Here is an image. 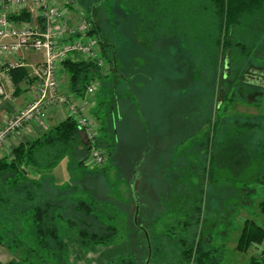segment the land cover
I'll list each match as a JSON object with an SVG mask.
<instances>
[{
	"label": "rangeland",
	"instance_id": "1",
	"mask_svg": "<svg viewBox=\"0 0 264 264\" xmlns=\"http://www.w3.org/2000/svg\"><path fill=\"white\" fill-rule=\"evenodd\" d=\"M77 1L79 8L88 18L90 17L89 9L101 1L99 7L94 10V14L97 20L100 18L99 23L105 37L117 43L122 42L124 38L131 40H128L126 53L129 52L132 64L138 62L139 67H142L137 77L144 80L148 76L150 90L156 92L151 96V102L157 101L163 114V124L166 125V130L163 129V132L160 130L157 134L153 132L155 147H163L159 149L162 155L165 154V148H168L169 176L178 177V180L182 177L185 179L181 188L176 187L177 194H168L165 205H160V201L161 197H164V189L169 192L172 188L171 177L168 176V181L162 183L161 175L154 170L149 172V175L154 177L151 182L148 177L143 184L139 179H135L136 193L141 192L143 195L142 197L139 195V200L147 204L144 208L142 207V213L146 212L145 225L150 230L153 246L157 247L167 240V235L173 237L186 235V227L189 225L185 223L184 205L185 198L189 195L188 185L191 183L196 186V194L199 195L202 175L204 176L206 171L209 174L215 172L213 165L216 158H220L224 164H231L234 160L232 161L233 158L229 157V153L233 148V153L237 157L233 163L239 169L238 165L241 166V163L243 167L248 164L257 165L263 157L260 154L263 150L261 148L258 150V147L264 144V87L248 79L247 75H255L251 73L252 68L257 72H264V14L254 18L258 22L257 26L241 32L243 36L233 42L232 46L223 49L218 56L209 54L208 64L202 67L198 61L202 54L198 53V48L196 52V43L189 39L194 30L183 20H179L178 14L172 15L167 11L159 26H151L147 32L133 31L138 28L140 22L136 20L139 7L132 0ZM125 3H130L132 9L130 10ZM181 3L184 4V1ZM143 36L144 39H142ZM135 67L138 70V65ZM112 79L110 76L106 83ZM159 85L162 86L161 94L157 92L160 89ZM164 92L167 97H164ZM99 97L100 94L96 96L97 99ZM157 103L154 108L149 105V116L151 115L154 123L159 119L156 114ZM183 109L184 114H187V111H194V113L188 115V118L185 117L184 125L180 127L179 124L184 119L179 113ZM176 110L179 112L178 117ZM196 112L199 113V122H205L198 126L197 132ZM90 123L95 135L98 136V127L93 120H90ZM184 126L185 132L181 130ZM161 138L162 141H159ZM172 142L176 143L172 145ZM160 154L159 151V156ZM116 173L117 175L110 178L107 175L90 176L94 184L93 182L80 184V188L95 195L96 199L101 201L99 211L101 214L104 213L100 215L102 221L116 228V234L105 243H92L93 248L80 246L77 230L70 226L75 225L71 224L74 215L73 205L80 199L75 198L74 193L70 195L67 193L65 198H57V202L63 209L55 208L53 213H63L65 218L57 219L56 225L60 226L59 235L67 247V264H98L95 260L98 252L102 251L103 247L112 246L121 249L120 254L113 259L116 262L114 264H122L126 261H128L126 264H144L143 235L133 225L135 209L133 195L128 188V192H124L127 197L125 199L120 197L119 193L123 191L120 187L123 186L124 189L127 187L125 183L122 185L118 183L120 173ZM57 176L59 177V172ZM205 180L206 176L202 188V209L204 210L205 207L206 212L202 211V218L198 225V232L201 233L197 235V238L203 237L205 247L214 249L216 259H220L225 243L228 245V251L229 247L232 249L237 246L235 243L242 227L245 226L242 225L243 218L248 220L251 218L255 226H258L259 218L263 221L264 228V214L258 209V204L263 200L264 195L258 189L257 182L254 186L250 185L249 181H253L251 179H248L246 183L241 181L234 183L237 187L244 186L248 189L246 190V195L249 193L248 198L242 194V198L236 197L238 190L234 191L231 187L217 192L214 184ZM76 181L72 179L69 184L74 187L79 186ZM206 185H208L207 188ZM211 185H213V192ZM58 187L60 189L62 186ZM249 189L254 191L249 192ZM218 194L223 195L224 198H218ZM243 201H250V205L245 211L237 212V204ZM230 202H235V205L225 208L224 204ZM10 229L12 225L0 212V236L5 243V245L0 244V264L23 258L35 261V264H42L37 255L31 251L32 249L39 250L38 254L47 259V254L38 245L30 213L21 218V225L17 232L15 230L13 238L7 240L4 234ZM227 236L231 239L224 242ZM263 241L264 235L258 241L252 240L245 250L236 247L241 254L223 255V261L219 260L218 263L242 264L244 261V264L264 263V258L260 254V249L264 246ZM47 260L53 263L51 258ZM154 262L158 264L157 257Z\"/></svg>",
	"mask_w": 264,
	"mask_h": 264
},
{
	"label": "trees",
	"instance_id": "2",
	"mask_svg": "<svg viewBox=\"0 0 264 264\" xmlns=\"http://www.w3.org/2000/svg\"><path fill=\"white\" fill-rule=\"evenodd\" d=\"M181 1H184V4ZM132 2L139 7L136 20L140 22L138 28L133 31L147 32L151 26H159L163 21L164 14L168 12L172 15L178 14L179 20H183L187 26L190 25L194 31L189 39L196 43V52L198 48V53L202 54L198 60L202 67L208 64L209 54L218 56L223 49L232 46L233 42L243 36L241 32L257 26L258 22L254 18L264 14V0H132ZM99 3L101 1L89 9V20L92 23L91 33L96 34L101 53L107 60L105 68H108V71L104 72L93 61L88 60L68 59L63 62V65L69 73L70 87L74 92L82 93L90 81H99L100 79L98 89L101 91L99 93L97 90L98 93L96 92L92 97L94 99L100 94L99 99L96 98L98 106L93 113L98 121V136L95 135V140L96 144L107 153V161L101 167H86L85 159L89 149L72 116L61 121L48 135L31 143H19L8 156L0 158V212L12 225V229L5 232L4 238L12 239L15 230L17 232L21 225V218L30 213L38 245L47 254V259L51 258L53 263L43 258L40 253L38 254L39 250L32 249L31 251L37 255L42 264H67V247L59 235L60 226L56 225L57 219L64 218L63 213H53L55 208L63 209L57 202V198H65L67 193L69 195L74 193L75 196V192L79 194L81 191H85L80 188V184L85 182L92 184L91 177L107 175L105 171L110 165L109 161L113 156L119 154L121 165L118 169L122 171L120 179L127 184L135 203L133 225L143 235L144 264L148 257V244L142 228L148 232L151 245L149 264H154L156 257L158 264H219L220 259H216L215 250L205 247L206 243L203 237L197 238V235L201 233L198 232V225L202 218V188L205 175H202L199 195L196 194V186L191 183L188 185L189 195L185 198L186 204L184 205L185 223L189 225L186 227V235L175 237L167 235V240L157 247L152 244L150 230L145 225L146 212L142 213V209L147 204L140 202L139 195L141 197L143 195L141 192L140 194L136 193L134 183L135 179H139L143 184L147 177L150 178L149 172L145 174V171L146 169L149 171L150 167L154 166L147 168V161H152V165L156 164V169L160 167L157 164L158 161H155L157 160L156 154L154 155V151L150 149V138L153 137V132L157 134L160 128L159 119L155 124L151 115L149 116V105L154 108L157 103V101L151 102V96L156 92L150 90L149 82H147L148 76L144 80L137 77V73L142 67H139L138 62L134 64L130 62L129 52L126 53L129 39L124 38L122 42L118 41L117 43V41L114 42L105 37L99 23L100 18L98 17L97 20L94 14ZM125 4L130 10L132 9L130 3ZM12 18L28 19L29 14L22 12L13 15ZM225 60L227 62V59ZM136 65H138V70H136ZM251 73L255 75H247V78L264 87L262 81L254 78L257 74L264 77V72L259 74L252 68ZM110 76L113 79L106 83ZM159 88L160 92H157L161 94L162 86L159 85ZM165 95L164 97H167ZM156 109L157 112H161L158 103ZM183 110L182 114L176 110L177 117L179 113L184 119L179 124L180 127L184 125L185 117L188 118V115L194 113V111H187V114H184L185 110ZM133 116L137 120L135 124L145 129V135L139 131L138 138L135 136V139L127 132L129 125L125 121L133 119ZM198 116L199 113L196 112V132L198 126L205 123L199 122ZM181 130L185 132V126ZM123 139H126L132 147ZM153 139L155 140V138ZM175 143L172 142V145ZM66 154H69L75 165L82 168L84 172L82 178L76 181L79 186L74 187V185L67 184L58 189L59 187L51 181L52 177L49 174ZM122 157L124 160H121ZM156 169L153 170L158 172ZM88 195L87 200L79 198L80 200L73 205L74 215L71 224L75 225L70 226L77 230L80 246L93 248L92 243H105L110 240L116 234V228L102 221L100 215L104 213L101 214L99 211L101 201H98L93 194L88 193ZM164 204L165 199L162 198L160 205ZM136 206H138V212L135 221ZM260 206L261 212L264 214V200L261 201ZM69 215L71 216L70 213ZM75 219L78 220V225L75 223ZM243 225L245 226L242 227L236 246L240 250H245L252 240L258 241L264 235V228L258 224L255 226L252 220L245 221ZM1 238L2 236H0V244L5 245ZM114 262L115 260L111 259L107 264H114ZM126 262L122 264H126ZM6 264H35V261L26 258L13 259ZM252 264L264 263L255 262Z\"/></svg>",
	"mask_w": 264,
	"mask_h": 264
},
{
	"label": "built area",
	"instance_id": "3",
	"mask_svg": "<svg viewBox=\"0 0 264 264\" xmlns=\"http://www.w3.org/2000/svg\"><path fill=\"white\" fill-rule=\"evenodd\" d=\"M22 12L28 13L29 18H12ZM91 31L92 23L77 0H0V57H5L0 59V102L6 97L5 74L23 65L24 54L35 51L43 57L33 67L37 80L35 95L27 107L0 127V147L24 122L44 121L50 108L65 107L88 146L86 167L106 163L107 153L96 144L90 117L83 113V105L61 92L57 78V70L68 59L93 61L104 72L108 71L98 38ZM97 90L98 81H90L85 87L86 97H93ZM260 250L264 258V246Z\"/></svg>",
	"mask_w": 264,
	"mask_h": 264
},
{
	"label": "crops",
	"instance_id": "4",
	"mask_svg": "<svg viewBox=\"0 0 264 264\" xmlns=\"http://www.w3.org/2000/svg\"><path fill=\"white\" fill-rule=\"evenodd\" d=\"M0 59H5L4 55L2 57H0ZM43 57L42 54L40 52H35V51H31V52H27L24 54L22 62L23 65L20 67H17L16 69L11 70L10 72L5 74L4 77V84H5V89H6V97H4L1 102H0V127H2L5 122L11 118L13 115H15L16 113H18L20 110L24 109L25 107H27V105L32 101L34 95H35V91H36V77L33 74V67L36 66L38 63H40L42 61ZM57 78H58V84H59V88L61 90V92H64L70 100H73L76 104L78 105H83V113L85 115H87L88 117H90V120L94 121V124L98 127V121L96 120L95 116H94V110L97 108L98 103H97V99L96 98H87L85 95V90L82 93H78V92H74L71 87H70V83H69V73L66 71V69L64 68V65L62 64L59 69L57 70ZM100 81V79H99ZM98 81V82H99ZM99 93H100V89ZM98 93V92H97ZM89 101H88V100ZM84 103V104H83ZM157 113V117L159 118V124H160V132H163V129L166 130V125H164V119H163V114L161 112H156ZM69 116H71L69 114V112L67 111V109L65 107L63 108H50L48 110L47 113V117L45 118L44 121H26L23 123V125L15 130L14 132L10 133L5 141L3 142L2 146L0 147V158L6 157L8 156L12 149L14 147H16L19 143H31L36 139L42 138L46 135H48L49 133H51L54 128L63 120H65L66 118H68ZM133 119H127L126 124L129 125L127 126V132L131 134L132 138L135 139V136H137L138 132L141 131V133L143 135H145V129L142 126H137V120L136 117L133 116ZM121 119V118H120ZM136 120V121H135ZM132 122V124H131ZM132 125V126H131ZM139 127V128H138ZM125 136L126 134L123 133ZM150 134V133H149ZM138 138V136H137ZM125 141V143L127 142L126 139H123ZM162 141V138L159 140ZM134 142V141H133ZM128 145H130L129 142H127ZM156 144V141L151 137L150 138V149L154 151V155L156 154V162L158 161V165L160 166L158 168V174L161 175V179L160 182L164 183L168 181V176H169V155H168V151H167V147L165 148V154L162 155V151L159 149H163L162 146H156L153 147ZM132 147V145H130ZM255 146V144H254ZM262 149L263 151L260 153L261 155H263L264 157V144H262V146L258 147L259 149ZM148 151V150H147ZM159 151H160V156H159ZM129 152V149H128ZM234 149L231 148V152L229 153V157L233 158L232 161L235 162L237 159L236 155L233 153ZM162 155V156H161ZM262 157V159L259 161V163L257 165L253 164L250 165L248 164L247 166L243 167L242 163L241 166L238 165L240 168L237 169L235 165V163H231V164H224L222 162V160L220 158H216V161L214 162V167H215V172L211 174H209L208 171L205 172V176H206V182H211L214 184L215 186V190L217 192H219L220 189H226L227 187H231L234 191L237 189L238 190V195L236 197H240L242 198L243 196L245 198H248V194L246 195V190H248L246 187H237L235 186V182L236 181H241L242 183H246L248 181V179H251L253 181H249L251 182L250 185L254 186L255 183L257 182L258 184V189L260 190V192H262V194L264 195V158ZM124 157H122L121 160ZM126 159V158H125ZM143 161V158H141ZM152 160V158H151ZM242 161V159H241ZM152 161L149 160V162L147 161V168L149 166H154V167H150L151 169L149 171H145V174L147 172H153V168H156V164L152 165L151 164ZM110 164L108 166V169L105 171V173H107V177L110 178L111 176H115L117 175L116 172L120 173V176L122 177V171L118 169L119 165H121L120 162V155L118 154L117 156H113L112 160L109 161ZM175 165V164H173ZM59 172V177L57 176ZM83 169L76 166L75 163L72 161V159L70 158L69 154H66L55 166L54 168L51 170V173L49 174L52 177V182L54 184H56L57 186H65L67 184H69V182H71L72 179H76L77 181L79 179L82 178V174H83ZM32 174H34V172H32ZM31 175V174H29ZM119 176V177H120ZM149 182L154 180L153 175H149ZM171 177V189L168 192L163 193L164 199H167L169 197V195H171V193L177 194L176 192V187L178 186V188H181L182 185L184 184L185 179L179 178L178 177H174V176H169ZM236 179V180H235ZM109 182V180H108ZM125 181L121 180L120 178H118V183L120 185H122ZM125 186L127 188L124 189V187H120L121 191L119 193L121 198L127 197L126 193L128 192V186L125 183ZM208 185H206L207 188ZM165 188V186H164ZM126 191V193H124ZM161 191V192H162ZM211 191L213 192V185H211ZM250 191H254L249 189ZM88 191H81L79 194H75L76 198H82L87 200L89 195H88ZM236 193V192H235ZM169 194V195H168ZM222 194V193H220ZM243 196H242V195ZM242 196V197H241ZM218 198H224L223 195H217ZM232 197V196H231ZM262 200V199H261ZM264 200V198H263ZM262 200V201H263ZM250 201H246V202H241L240 204H237L236 208H237V212L243 210L245 211L247 209V206L250 205L249 203ZM166 200H165V204H166ZM261 203V202H259ZM164 204V205H165ZM235 205V202L233 203H228V204H224L225 208H231V205ZM258 209L259 212L261 213V206L260 204H258ZM203 212L205 211V207L204 210L202 209ZM251 221L252 219L249 218ZM248 221L247 218H243V224L244 222ZM259 223H257L258 225L262 226L263 221L261 219L258 218ZM222 222V221H221ZM223 224H225L224 222H222ZM242 224V225H243ZM264 226V225H263ZM233 228V227H232ZM228 233V231L226 232ZM241 232L239 233L240 236ZM238 236V237H239ZM227 239H231V237H228L226 239H224V242L228 241ZM233 239V237H232ZM239 239V238H238ZM237 239V242H238ZM223 242V243H224ZM237 242L235 244H237ZM224 249L222 250V253H220V260L221 262L223 261L224 257H222L223 255L228 256L229 254H241L240 251L237 250L236 246L234 248L231 249V247H229V251L227 250V243H225V245L223 246ZM82 251V250H80ZM121 249H117V247H103L102 251L98 252L97 256L95 257V260L97 261L98 264H107L111 259H114L116 256H118V254H120ZM221 250H219L220 252ZM245 261L242 263L244 264ZM78 264H85V263H78ZM225 264V263H224Z\"/></svg>",
	"mask_w": 264,
	"mask_h": 264
},
{
	"label": "water",
	"instance_id": "5",
	"mask_svg": "<svg viewBox=\"0 0 264 264\" xmlns=\"http://www.w3.org/2000/svg\"><path fill=\"white\" fill-rule=\"evenodd\" d=\"M137 212H138V206H136V212H135V216H134V220L136 221L137 219ZM142 230L144 231V235L146 237L147 240V244H148V257L145 261V264H149V260H150V256H151V245H150V241H149V235L148 232L142 228Z\"/></svg>",
	"mask_w": 264,
	"mask_h": 264
},
{
	"label": "flooded vegetation",
	"instance_id": "6",
	"mask_svg": "<svg viewBox=\"0 0 264 264\" xmlns=\"http://www.w3.org/2000/svg\"><path fill=\"white\" fill-rule=\"evenodd\" d=\"M258 73H260V72H258ZM254 78L257 79V80H260V81H262L264 83V77H262V75H260V76L256 75Z\"/></svg>",
	"mask_w": 264,
	"mask_h": 264
}]
</instances>
